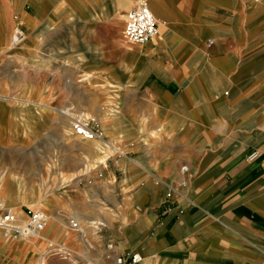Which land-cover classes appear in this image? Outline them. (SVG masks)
Here are the masks:
<instances>
[{
	"label": "crops",
	"instance_id": "1",
	"mask_svg": "<svg viewBox=\"0 0 264 264\" xmlns=\"http://www.w3.org/2000/svg\"><path fill=\"white\" fill-rule=\"evenodd\" d=\"M135 2L0 0V146L26 139L6 131L16 102L36 107L67 148L53 188H73L51 196L38 238L0 231V264L126 253L140 255L134 264H264V0H149L158 33L145 44L124 33ZM16 25L24 36L11 47ZM77 109L103 141L68 137ZM81 176L100 193L90 213L71 214L85 222L77 230L62 209L87 202Z\"/></svg>",
	"mask_w": 264,
	"mask_h": 264
},
{
	"label": "rangeland",
	"instance_id": "2",
	"mask_svg": "<svg viewBox=\"0 0 264 264\" xmlns=\"http://www.w3.org/2000/svg\"><path fill=\"white\" fill-rule=\"evenodd\" d=\"M16 104H18L17 106L19 107H16L14 110L13 122H8L6 131L7 133L13 132V130L17 133L22 132L23 136H26V139L23 141L19 138H15L11 143L0 146V169L3 171L4 175L2 180L1 196L2 199L6 198L8 200L6 204L19 206L25 211L41 210L48 218H50L49 213L45 212V210L50 211L52 209L51 205L53 203L50 202L51 196L55 192H68L69 190H73V188L67 186L53 188L54 185L52 184V182L56 179V172L52 170L55 163L54 159L59 152H63L67 148L66 145L62 144V142L58 139L56 132L51 129L49 123L45 124L42 121L43 119L37 113L38 109L36 107L31 105L29 106L26 103L16 102ZM114 106L109 107V115L115 114L116 107ZM74 115H81L87 120L94 117L91 114H84L82 109H77V111L74 112ZM59 125L62 126V123L59 122ZM4 127L5 125L3 126V124L0 123V138L4 137ZM67 132L70 139L77 138L87 142L91 140L94 141L96 139H83L79 136H74V134L72 135L70 122ZM87 142L85 143L89 145ZM98 145L105 152L107 151L108 145L105 143ZM75 149V152L83 155L86 154L84 155L86 157L91 151L96 150L88 148V146L86 148L76 147ZM108 160L111 161L112 158H108ZM94 171V173L98 176H101L100 174H102V172L98 169V167ZM47 179L51 181H46ZM75 181L76 186L74 190L83 194L84 197L82 198H85L88 203L84 201L80 203H66L62 210L67 212L69 217L71 216L70 218L72 219L73 217L71 214L74 212H81L83 214L90 213L93 209L91 206V200H93V198L98 196L100 193L98 188L94 187L90 181L86 180V178L82 176ZM6 190L7 193L5 194ZM22 198L34 201H30L31 204L21 203ZM42 198H44L46 202L48 200L47 204L40 205L36 203L38 199L42 200ZM30 202L28 201V203ZM101 205L103 207L107 205H112L114 207V204H106L105 202ZM84 225L85 222L83 223V221H81L80 228L83 229Z\"/></svg>",
	"mask_w": 264,
	"mask_h": 264
},
{
	"label": "built area",
	"instance_id": "3",
	"mask_svg": "<svg viewBox=\"0 0 264 264\" xmlns=\"http://www.w3.org/2000/svg\"><path fill=\"white\" fill-rule=\"evenodd\" d=\"M124 33L126 38L137 44H145L158 33V23L155 19L148 0H136L133 8L128 10L125 15ZM24 32L20 25H17L10 37V46L18 45L23 39ZM209 40L208 44H211ZM70 128L72 134L85 139H102L98 130L90 125L89 120L81 115L70 117ZM258 156L256 150L247 155L248 160H254ZM183 170H187L184 166ZM3 171L0 169V181ZM176 191L175 188L169 187L166 196L169 197ZM47 216L41 210H27L26 217L23 221H18L15 208L6 204L0 197V231L2 237L7 240H17L38 236L44 228ZM69 226L73 229L80 230V224L75 219H69ZM141 259L138 253H126L116 257V264H134ZM39 264H49L45 260ZM84 264H96L94 262H85Z\"/></svg>",
	"mask_w": 264,
	"mask_h": 264
},
{
	"label": "bare ground",
	"instance_id": "4",
	"mask_svg": "<svg viewBox=\"0 0 264 264\" xmlns=\"http://www.w3.org/2000/svg\"><path fill=\"white\" fill-rule=\"evenodd\" d=\"M148 3H149V0H148ZM82 138V137H81ZM83 139H85V138H83ZM95 140H100V141H103V139H95ZM3 174H2V178H1V181H0V197H1V200L3 201V199H2V196H1V188H2V180H3ZM2 193H3V191H2ZM6 193V192H5ZM4 196V195H3ZM4 202V201H3ZM13 206V205H12ZM15 207V206H14ZM16 211V210H15ZM17 214V213H16ZM24 216L26 217V215L24 214ZM17 219H18V217H17ZM18 221H20L19 219H18ZM47 221H48V219H47ZM47 221H46V223H47ZM46 223H45V226H46ZM45 226H44V228H45ZM44 230V229H43ZM40 235H38V236H36V237H33V238H23L24 240H30V239H34V238H38Z\"/></svg>",
	"mask_w": 264,
	"mask_h": 264
}]
</instances>
